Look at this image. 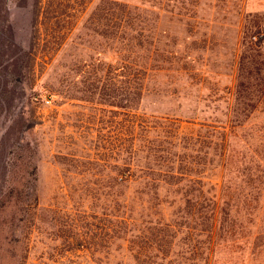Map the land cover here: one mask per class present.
<instances>
[{"label":"rangeland","instance_id":"374dc122","mask_svg":"<svg viewBox=\"0 0 264 264\" xmlns=\"http://www.w3.org/2000/svg\"><path fill=\"white\" fill-rule=\"evenodd\" d=\"M97 1L0 108V264H203L208 233L186 228H205L208 213L177 217V191L200 179L219 202L209 132L231 124L244 164L229 227L240 232L214 264H264V0H118L141 17L123 26L87 22ZM149 152L182 179L163 177L141 213L140 186L124 177ZM157 230L163 242L152 241Z\"/></svg>","mask_w":264,"mask_h":264},{"label":"trees","instance_id":"16d2710c","mask_svg":"<svg viewBox=\"0 0 264 264\" xmlns=\"http://www.w3.org/2000/svg\"><path fill=\"white\" fill-rule=\"evenodd\" d=\"M91 1L0 0V108L11 100V91L23 86L24 80L32 73L35 57L38 54L48 53L53 47L59 46L66 32L76 23ZM94 10L95 16L87 18L89 23L93 21L100 25L112 23L116 26H123V24H131L132 21H141L140 15L131 17L127 4L118 0H98ZM250 42L257 47L260 45L258 39ZM137 47L140 48V45L138 44ZM132 62L130 84L134 96L131 99L130 107L135 108L142 89L140 77L142 67L137 64L135 59ZM239 94L237 92V96ZM237 125L231 124L229 126V134L223 130L217 131L213 125L210 126L209 133L214 138L212 144L214 148L219 149L215 155L221 159L223 167L219 202L216 203L211 197H204L205 191H203V184L200 179H195L196 187L187 190L181 188L182 192L177 191L179 193L178 200L183 202V207L176 212L177 217L189 219L199 217V220H202L205 218L204 213H208L206 216L208 225L205 228H197L196 226L186 228L198 231L196 236L202 235L204 232L208 233L207 245L203 247L207 251L206 257L202 260L203 264H214L216 262L215 254L223 251L239 239L233 233L237 232L238 234L240 226L231 230L229 227L230 221L238 214L239 194L237 188L240 176L243 175L240 166L244 164V156L239 152L241 145L239 133L234 130ZM233 139H235L234 144H232ZM149 150L156 151L154 148ZM133 153L136 154V149L133 150ZM158 166L157 156L149 152L147 153V161L138 163L137 160H134L124 177L127 183L135 182L140 186L135 192L138 194L137 206L141 213L148 208V196L149 199L155 198L162 191L163 177L170 175V177H178L177 181L182 179L181 176L172 172H161ZM252 175L254 174L250 172L251 181L254 180ZM140 197H144V199ZM205 202L206 205L204 206L203 203ZM124 204L131 206V199L127 198V202ZM254 211L252 210L250 213L253 215ZM247 213L250 214L249 211ZM144 215H148L147 212ZM171 228L174 230L173 235L175 236V231L178 230L174 225H171ZM156 232L157 234L153 236L152 241L163 242L165 235L159 230ZM133 235L141 239L147 238L144 232L138 229ZM191 250H194V246ZM155 257L157 255H154L153 258Z\"/></svg>","mask_w":264,"mask_h":264},{"label":"built area","instance_id":"2783aa9c","mask_svg":"<svg viewBox=\"0 0 264 264\" xmlns=\"http://www.w3.org/2000/svg\"><path fill=\"white\" fill-rule=\"evenodd\" d=\"M44 101H45L46 103H48V99H45Z\"/></svg>","mask_w":264,"mask_h":264}]
</instances>
